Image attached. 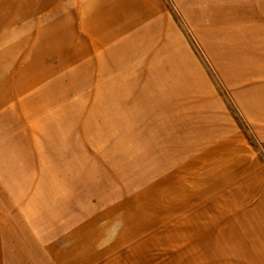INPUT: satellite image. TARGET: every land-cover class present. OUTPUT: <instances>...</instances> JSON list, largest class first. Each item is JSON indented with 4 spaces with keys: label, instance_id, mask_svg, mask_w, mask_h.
I'll use <instances>...</instances> for the list:
<instances>
[{
    "label": "rangeland",
    "instance_id": "374dc122",
    "mask_svg": "<svg viewBox=\"0 0 264 264\" xmlns=\"http://www.w3.org/2000/svg\"><path fill=\"white\" fill-rule=\"evenodd\" d=\"M261 48L264 0H0V179L21 174L20 198L32 181L52 204L43 213L29 193L13 204L0 184V264H51L48 239L111 200L102 213L120 225L108 264H264V142L238 101L240 58L254 59L251 81L264 89V59L249 55ZM212 94L220 107L206 105ZM178 101L183 122L210 128L211 108L248 144L237 135L215 157L201 152L191 126L178 136ZM81 132L113 161L102 178L89 152L84 164L64 155L65 138ZM33 148L32 176L21 154ZM89 220L88 230L109 226ZM64 252L59 264L97 257Z\"/></svg>",
    "mask_w": 264,
    "mask_h": 264
},
{
    "label": "crops",
    "instance_id": "0c3cea01",
    "mask_svg": "<svg viewBox=\"0 0 264 264\" xmlns=\"http://www.w3.org/2000/svg\"><path fill=\"white\" fill-rule=\"evenodd\" d=\"M259 52L261 53H255V54L245 53V54L254 55V58L257 61L258 59H262V58L264 59V53H263L262 48H261V51ZM254 65H255V62L253 58H249V61L247 57H245L244 61L243 59L241 61V58H240V69L239 70L243 71L245 74L244 76L243 74L240 76V89H239V99H238L239 112L241 116L242 115L244 116L246 124L249 126L250 131L254 133L256 139L259 142H264V89H262L261 92H259L257 82L251 81V77L254 73H255V76H257V69H256L257 65L255 66ZM244 95H245V98H244ZM212 96L213 97H211V99H204L206 105L211 106L213 104V107L214 106L220 107V103L216 104L218 100H216L213 94ZM189 98L190 99L186 101L188 105H186L185 108L190 106V108L193 111L194 106L192 105V101H193L192 96L190 95ZM176 108L177 109L175 111V117L173 119H176L177 121V128L178 129L181 128L182 131H188L189 127L191 126V123L185 122V121L183 122L181 117L178 116L181 113L180 111L183 110V106L182 104L179 105V101L176 104ZM222 108L224 109V104ZM210 112H211L210 114H212L211 123L214 124L213 126H211L210 128H206V129L195 126V125L191 126L190 139L191 140L196 139V141L197 140L203 141V143L200 146H198L202 148L201 152H205V153L213 152L214 157H215L216 155L221 153V152H217L215 154L216 149H231L230 145L228 144L230 142L234 143V140H235L234 137H236L237 135H238V139L241 142H242L241 140L242 138L243 142L246 145L248 144V137L242 131L243 130L242 127H241L242 132L240 131L239 125H238L239 127L238 131L236 130L234 131L233 129L231 130V121L228 117H226V115L223 114L224 119H227L228 121L223 122L221 119L222 116L220 112L211 110V108H210ZM215 113H218V114H215ZM179 121H180V124H179ZM187 123H190V125H187ZM199 123H202V121H200ZM205 123H207V121H205ZM178 125H184V127L182 128V127H179ZM181 130L180 129L178 130V136L180 137V139H181V136H180ZM65 139L67 140V142L63 149L65 151L64 155H67L68 157H70L72 161L74 162V164H77V163L84 164L83 160L87 159V155L85 153L89 152L90 156L95 157V160L94 162H92V164L96 163L98 169L100 170L113 169L114 167L113 161H104V160L102 161V159L101 160L98 159V155H101V153H99L96 150H91V148L88 147L87 144H89L93 140V138L90 135L84 132H81L80 135L78 136L73 135L71 137H66ZM72 140H75L76 142H72ZM56 141H57V138H56ZM225 141H228V144ZM76 144H79L78 148L73 147V145H76ZM243 147H246V146H244L243 144ZM44 151L47 152L48 154L53 155V152L51 150V145L46 146V148H44ZM93 152H95L94 155H92ZM37 153H38V148L37 149L33 148L30 150H25L24 154H21L22 156H24L25 166L28 163V159L32 157L31 158L32 166L30 168V172L32 176L34 175V171L38 169V162L37 160H35V158L39 155ZM195 154H197V151L195 152ZM211 154L212 153L208 155H211ZM245 163L246 162H243V160L239 161V171H242L241 173H243L245 177H247L248 175L249 176L252 175V172H251L252 169L248 168ZM254 166L256 165L254 164ZM258 169L261 170L260 167ZM96 174L100 178H102L103 170L100 172H97ZM24 180L25 179L24 177H22L21 174L14 179H10L6 174H4V179H0V182H1L0 184H2L4 187V190H3L4 192L1 191V193H3L5 196L7 194L15 198L14 200L11 199L13 200L11 201L13 204H16L18 201L25 202L28 198L27 194L28 193L32 194L34 196V207H37V204H38V206L41 207L43 213L50 212L52 204L46 203L44 201H40L39 198L36 197L34 193V189H33L36 186H34V183L32 181H30V187H31L30 191L29 190L24 191V195L22 198H20L19 189L17 191L13 190V189H16L17 187H21V185L26 182ZM85 182L86 181L83 180L82 178L80 179V183H85ZM10 189H12V191H14L15 193H13ZM6 190H7V193H6ZM78 194H79L78 197H81L84 193H78ZM91 201L95 202V199H92ZM112 202L113 200H111L110 202L104 205L99 204L100 207H97L89 218L87 216H83L79 214L77 212L78 208H76L75 210H72L70 207L68 208L69 217H71V215L74 212H77L80 218L74 224L64 228L57 235L49 238L48 241L46 242V244L49 247V248L47 247L48 252H52L54 254V255L49 254V257H48L50 262H52L51 264H59L60 261L61 262L67 261L68 256L65 255L63 257V255H59V252L62 253L64 251L66 253L70 251L71 257H72V251H73V254L76 251L84 254L83 257H86L87 252L91 251L92 253H97V257L95 259L90 260L89 263L108 264L107 261H109V255H110L108 251V245L110 242L115 241L118 235L117 234L118 227L120 225V221L119 219H117L118 218L117 216H112L110 218L111 223H109L110 219L106 216L107 214H105L104 216V214L102 213V210L105 208V206L108 204H111ZM81 205L82 206L85 205V200L83 199L81 200ZM16 208H17V211L23 216L24 214L20 210L23 208L22 207H16ZM53 209H54V206H53ZM40 211L41 210H39V213ZM154 217H157V216H154ZM88 219H90L88 221V224L93 223V224H98V225L102 224L104 220H107L109 226L108 228L99 229V230H96V229L88 230L87 225H86V222ZM60 220H61V215L60 216L54 215L53 220H52L53 226L57 225ZM34 224H35L34 226L35 228L38 225V223L35 222ZM41 227L44 229L47 226H44L41 224ZM30 234L34 236V232ZM34 245H37V244H34ZM34 254H36L35 251H34ZM42 256L43 258L45 257L44 253H42ZM34 264H36L35 259H34Z\"/></svg>",
    "mask_w": 264,
    "mask_h": 264
}]
</instances>
